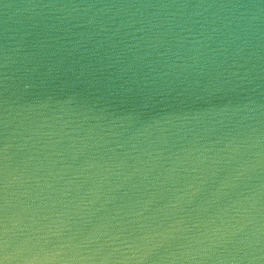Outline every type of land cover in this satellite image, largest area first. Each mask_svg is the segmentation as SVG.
I'll return each instance as SVG.
<instances>
[{
    "label": "water",
    "instance_id": "obj_1",
    "mask_svg": "<svg viewBox=\"0 0 264 264\" xmlns=\"http://www.w3.org/2000/svg\"><path fill=\"white\" fill-rule=\"evenodd\" d=\"M0 264H264V0H0Z\"/></svg>",
    "mask_w": 264,
    "mask_h": 264
}]
</instances>
